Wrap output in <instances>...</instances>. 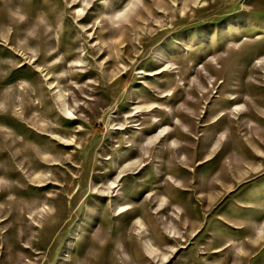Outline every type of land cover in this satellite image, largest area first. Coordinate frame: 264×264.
<instances>
[{"label":"rangeland","instance_id":"1","mask_svg":"<svg viewBox=\"0 0 264 264\" xmlns=\"http://www.w3.org/2000/svg\"><path fill=\"white\" fill-rule=\"evenodd\" d=\"M0 264H264V0H0Z\"/></svg>","mask_w":264,"mask_h":264}]
</instances>
